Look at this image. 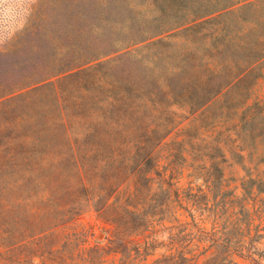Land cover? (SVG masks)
<instances>
[{"label":"trees","instance_id":"trees-1","mask_svg":"<svg viewBox=\"0 0 264 264\" xmlns=\"http://www.w3.org/2000/svg\"><path fill=\"white\" fill-rule=\"evenodd\" d=\"M149 1L156 9V16L141 25L130 22L128 42L111 46L104 53L84 56L75 44L76 35L87 32L99 35L104 30L103 20H86L79 24L88 13V0H39L38 8L43 11L41 23L37 25L33 18V23L17 36L12 47V54L23 52L24 58L13 63L14 74L9 86H0V117L6 116L20 98L44 88L56 90V86H47L49 80L105 54L151 40L164 42L162 37L171 38L170 32L174 30L184 28L181 33L190 32L209 22H217L221 32L215 48L221 60V84L214 92L206 91L200 102L189 100V92L175 94L169 86H161L157 94L140 101L133 99L126 87L110 86L112 94L118 92L121 96H114L109 104L120 114L108 125L114 126V135L105 139V178L84 202L74 200L70 188L63 191L48 187L47 201L56 206L54 216L45 215L44 218L34 213L26 214L23 221L29 222L31 230L20 232L15 243L11 241L16 234L11 230L5 232V237L0 240V264H240L236 258H252L248 244L264 239L260 234L261 225H254L255 216L264 213V199H259L264 194L262 176L247 175L248 180L241 184V196H236L237 188L230 190L224 180L223 165L227 160L222 144L218 142L213 150L220 153L222 161L207 171L211 176L210 170H214L215 178H202V184L198 185V172L185 177V169L191 167L186 164L184 153L188 151L185 146L190 143H164L174 129V122L172 129L161 135L160 126L141 116L150 104L157 103L162 108L187 106L194 114L224 96L229 105L226 109L234 111L232 131L239 142L233 156L241 165L247 158L252 161L258 156L257 167L264 166V153L259 150L262 144L250 146L251 122L246 109L249 98L244 97L242 103L233 104L235 99L228 97L233 90L245 87L232 85L264 60V34L258 36L255 47L246 42L250 26L259 27L264 23V0H214L209 8L200 7L199 0ZM189 5L193 6L189 8ZM170 9L176 10L173 18H168ZM50 12L56 13L57 18H52ZM65 12L73 13L66 23L63 20ZM214 14L216 17L205 20ZM50 27L55 29V40ZM47 41L54 47V60L49 63L38 57ZM239 52H244V56L237 60L235 56ZM261 115L264 116L263 112L258 115L262 124L264 117ZM5 124L8 122H0V137L11 130ZM172 146L177 149L176 154L172 152ZM2 147L4 145H0V201L13 192L6 179L22 172V169L16 172L7 167L9 162L21 159L16 152ZM250 149L252 152L247 154ZM162 153H165L163 157ZM183 180H186V188L180 192ZM82 188L88 191L83 182ZM173 189L174 198L171 199ZM90 210L97 212L111 226L103 246L86 247V233L76 229L67 233L71 224ZM27 231L29 234L25 235ZM165 232L168 233L167 240L159 241V235Z\"/></svg>","mask_w":264,"mask_h":264},{"label":"rangeland","instance_id":"rangeland-1","mask_svg":"<svg viewBox=\"0 0 264 264\" xmlns=\"http://www.w3.org/2000/svg\"><path fill=\"white\" fill-rule=\"evenodd\" d=\"M199 1L203 8L214 4V0ZM38 2L0 0V86H9L14 74L13 63L24 58L23 52H11L15 39L29 23H33V18L37 25L41 23L43 11L39 10ZM189 6L191 8L193 5ZM262 7L264 11V4ZM86 12L79 24L86 20H103L104 30L99 35L91 32L76 35L75 44L84 52V56L104 53L111 46L128 42L127 26L130 22L141 25L157 14L149 0H88ZM175 14L176 10L170 9L168 18H173ZM50 15L57 18L56 13L50 12ZM63 16L66 23L73 13L65 12ZM214 17L216 14L205 20ZM250 27L246 42L255 47L258 36L264 34V23L259 27ZM183 29L170 32L171 38L162 37L164 42L151 40L117 53L105 54L98 60L55 77L49 80L47 86H56V90L44 88L20 98L6 116L0 117V122H8L5 126L11 128L0 137V145H4L2 149L6 151L16 152L21 159L9 162L7 167L16 169V172L22 169L21 173L6 179L13 192L0 201V240L5 237V232L11 230L16 234L11 241L15 243L20 238V232L31 230L29 222L23 221L26 214L34 213L44 218L47 217L45 215L54 216L56 206L47 201L48 187L63 191L70 188L74 193L72 198L84 202L100 186L105 178V139L114 135V126L108 125L120 114L109 106L114 96H121L118 92L112 94L110 86L126 87L133 99L138 101L157 94L161 86H169L177 95L189 92V100L195 102H200L206 91L216 90L222 82L221 60L215 51L221 37L217 22L181 33ZM54 30L50 27L55 40ZM243 56L244 52H239L235 58L240 60ZM38 57L48 63L54 60L51 41L43 45ZM232 86H245L241 90H233L228 97L235 99L233 104L242 103L244 97L249 98L246 109L251 122L250 146L261 143L259 150L264 153V123L261 124L258 116L262 112L264 114V60L255 64L247 76ZM228 106L224 96L194 114L189 112L187 106L162 108L157 103L150 104L141 116L160 126L161 135L172 129L174 122V129L164 143H190L185 146L188 151L184 153L186 164L191 166L185 169V177L198 172V185L202 184V178H215L214 170H210L213 177L207 171L222 161L220 153L213 150L221 142L227 160L223 165L224 180L230 185V190L237 188L236 196H241V184L248 180L247 175L253 174V178H256L260 174L264 180V166L257 167L258 156H254L252 161L247 158L242 165L233 156L239 142H236L237 137L232 131L234 111L226 109ZM171 150L176 154L175 147L172 146ZM250 152L251 149L247 154ZM160 155L163 157L165 153ZM82 182L88 191L82 188ZM182 184L180 192L186 188V180ZM171 195L173 199L174 189ZM259 199H264V194ZM254 219V225H261L260 234L264 235V213ZM74 229L86 233V247L103 246L111 226L97 212L90 210L78 217L67 233L74 232ZM28 234L29 231L25 235ZM167 238L168 233L165 232L159 235L158 240L166 241ZM248 246L252 249V258H236V261L240 264H264V239L255 240Z\"/></svg>","mask_w":264,"mask_h":264}]
</instances>
